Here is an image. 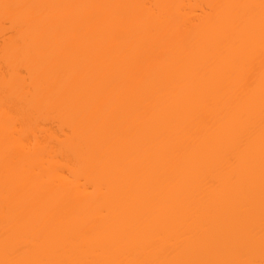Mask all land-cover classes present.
<instances>
[{
	"label": "bare ground",
	"instance_id": "obj_1",
	"mask_svg": "<svg viewBox=\"0 0 264 264\" xmlns=\"http://www.w3.org/2000/svg\"><path fill=\"white\" fill-rule=\"evenodd\" d=\"M0 264H264V0H0Z\"/></svg>",
	"mask_w": 264,
	"mask_h": 264
}]
</instances>
